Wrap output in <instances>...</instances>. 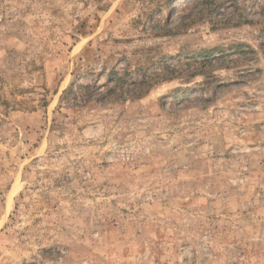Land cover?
I'll use <instances>...</instances> for the list:
<instances>
[{"label": "rangeland", "instance_id": "1", "mask_svg": "<svg viewBox=\"0 0 264 264\" xmlns=\"http://www.w3.org/2000/svg\"><path fill=\"white\" fill-rule=\"evenodd\" d=\"M230 2L0 0V264H264V0Z\"/></svg>", "mask_w": 264, "mask_h": 264}, {"label": "trees", "instance_id": "2", "mask_svg": "<svg viewBox=\"0 0 264 264\" xmlns=\"http://www.w3.org/2000/svg\"><path fill=\"white\" fill-rule=\"evenodd\" d=\"M230 1H231L230 4L237 5V0H230ZM211 51L212 50H210L209 52H211ZM209 58H210V56H209ZM160 69L161 70H159V71H155L154 74H156V75H163V77L161 78V80H169L172 77H174L173 72H169L168 73V71H166V69L169 70V65L167 64V62L164 63V64H162V66H161ZM172 71H175V70H172ZM160 72H162V73H160ZM169 74H170V76H168V77L165 76V75H169ZM155 77H157V76H155ZM109 79H110V81H115L116 84H119V82L124 79V76H122L118 71H112L109 74ZM149 86H152V84L149 85ZM78 88H79V91H82V92L85 91L86 92L87 88H90V86H88V85L85 86L83 84H78L77 89ZM138 89H139L140 93H142L144 91V88H142V86H139ZM73 91H74V89H72V87L69 88V90L66 92V95L69 92H73ZM138 95L140 96V94H137L136 96H138Z\"/></svg>", "mask_w": 264, "mask_h": 264}]
</instances>
